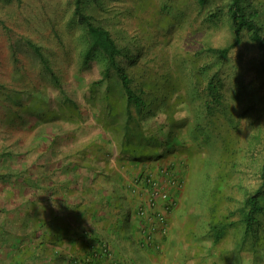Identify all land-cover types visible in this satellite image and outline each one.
<instances>
[{"label": "rangeland", "instance_id": "374dc122", "mask_svg": "<svg viewBox=\"0 0 264 264\" xmlns=\"http://www.w3.org/2000/svg\"><path fill=\"white\" fill-rule=\"evenodd\" d=\"M255 1L264 7V0ZM102 2L104 7L96 12L106 20L113 35L133 36L146 43L149 52L141 61L154 59L149 65L162 72L173 71L176 76L186 72L190 75L195 64L192 55L206 44L225 47L233 39L226 16L221 24L205 22L208 10L224 7L229 0H211L206 9L196 0ZM83 34L82 26L74 19L71 0H0V177L9 194L16 189L12 179L32 182L29 185L33 184L34 188L43 183L47 176L44 164L49 154L53 159L62 157L61 149L79 146V137L83 136V143L81 139L80 143L84 147L85 139L90 141L96 135L114 141L113 132L104 128L101 117L104 110L101 99L107 84L98 85L96 95L92 91L93 84L103 77L104 62L94 59L84 65ZM28 40L41 46L48 62L27 44ZM239 52L244 60H239ZM255 56L243 48L232 53L231 59L237 65L244 61L247 68L246 60ZM234 67L231 63L226 65L221 76L226 78L229 105L239 128L227 129L228 120L220 116V121L216 119L218 134L213 126L210 130V123L208 126L211 142L220 139L206 145L190 137L187 124L178 127L174 133L180 142L186 141V145L179 146L171 160L168 161L170 156H167L159 162L150 161L143 169L144 173L157 172L161 166L175 163L174 170L183 183L178 205L195 214L198 221H194L205 227L204 230H210L208 224L215 225L212 226L213 235L217 239L219 232L221 240L214 252L222 257L223 264L233 259L237 261L231 250L237 240V229H227L224 224L238 218L232 216L231 211L263 183L264 166L263 78L255 74L256 70L252 72L247 68L249 72L242 73L246 87L242 85L243 90L240 86L243 92L237 99L234 89L238 90V79L233 78ZM217 69L214 67L212 71ZM53 71L61 84L55 82ZM249 73L254 81L247 75ZM19 99L22 104L18 103ZM189 112L187 122L192 121L193 115L197 116ZM165 119L166 116L155 118V128L162 129ZM25 182H18L19 186L23 187ZM124 218L129 229L130 216ZM214 237L212 242H215ZM122 241L132 248V254L144 259V264H150L132 232ZM248 259L251 255L246 254L245 264H250ZM242 262L238 258V264Z\"/></svg>", "mask_w": 264, "mask_h": 264}, {"label": "trees", "instance_id": "16d2710c", "mask_svg": "<svg viewBox=\"0 0 264 264\" xmlns=\"http://www.w3.org/2000/svg\"><path fill=\"white\" fill-rule=\"evenodd\" d=\"M210 1L196 0L203 9H206ZM71 4L74 7V19H77L83 28L84 65H89L94 59L104 62L103 77L92 86V91L96 95L97 86L107 84L106 92L101 99L104 105V110L101 112L103 126L107 131L113 132L114 140L118 143L124 158L135 162L139 167L145 168L148 162H159L165 160L167 156H170L167 158L168 161L171 160V156L179 146L186 145V141L180 142L174 133L183 125L189 126L188 131L193 140L206 145L218 142L220 139L211 142L212 138L208 133L210 123V130L213 126L215 133L218 134L217 120L220 121V116L228 120L227 129L239 128L240 124L232 116L233 109L229 105L231 102L226 90V78L221 76L229 63L234 64L236 68L233 78L238 79L236 81L238 90L236 87L234 89V92H237L234 95L237 99L243 92L240 86L246 87V78L244 80L242 73L244 71L248 73L247 68L252 72L256 70L255 74L263 78L261 83L264 89V7L255 0H229L224 7L218 6L216 9L208 10L205 22L211 25L221 24L222 18L226 16L233 31V39L225 47L206 44L192 55L195 64L192 65L194 68L190 71V75L186 72L178 76L173 71L162 72L149 65L154 59L146 60L144 63L141 61L149 52L146 43L133 36L113 35L109 25L104 22L106 20L100 18L96 12L97 9L104 7L102 0H71ZM26 42L37 54L43 56L44 62H48L40 45L32 40ZM243 48L247 49L249 54H256L255 58L246 60L247 68L244 66V61H240V65H237L231 59L232 53ZM206 58L210 61L207 62ZM242 58L243 56L240 55L239 60ZM214 67L218 69L213 72ZM50 69L52 70L51 67ZM52 74L55 82L61 84L54 71ZM247 75L254 81L250 73ZM17 101L22 104L20 99ZM69 102L75 107L71 100ZM192 103L196 104L195 107ZM178 104H186L191 114L197 113V116L193 115L192 121L189 122H187L189 119L178 122L174 119ZM160 112L166 113L162 129L155 128L153 124L155 119H152L157 118V113ZM259 140L262 142L261 136ZM174 164L173 162L169 164V169L173 170ZM143 173L144 170L136 177ZM262 176L263 183L247 194L240 205L231 211L232 216L238 218L224 224L227 229H237V245L231 250L235 252L237 262L238 258H241L243 261L241 264H245L246 254L251 255L247 263L264 264V166ZM202 224L205 225L203 222ZM218 235L217 244L221 240L219 232ZM99 254L100 252L98 256ZM233 261L227 263L234 264ZM87 262L105 264L98 258Z\"/></svg>", "mask_w": 264, "mask_h": 264}, {"label": "crops", "instance_id": "0c3cea01", "mask_svg": "<svg viewBox=\"0 0 264 264\" xmlns=\"http://www.w3.org/2000/svg\"><path fill=\"white\" fill-rule=\"evenodd\" d=\"M80 139L79 146L61 149L58 159L49 154L44 164L47 176L38 187L12 179L16 189L9 194L0 177V264H88V257L101 254L106 244L118 261L144 264L122 241L131 232L150 264H223L214 252L217 242L211 225L204 230L195 214L178 205L180 190L167 213L166 232L159 231L145 245L132 216L137 198L131 190L144 167L124 158L115 140L96 135L86 138L84 147Z\"/></svg>", "mask_w": 264, "mask_h": 264}, {"label": "built area", "instance_id": "2783aa9c", "mask_svg": "<svg viewBox=\"0 0 264 264\" xmlns=\"http://www.w3.org/2000/svg\"><path fill=\"white\" fill-rule=\"evenodd\" d=\"M181 187H183L181 179L169 167H163L158 172H145L134 178L131 190L141 198H137L132 215L140 227L145 245L153 242L159 231L166 232L167 213L175 205L174 198L177 197V191L181 190ZM97 256L98 253H94L87 261L98 258L101 261L105 259L108 264H131L125 260L118 261L107 244Z\"/></svg>", "mask_w": 264, "mask_h": 264}, {"label": "clouds", "instance_id": "9594fccd", "mask_svg": "<svg viewBox=\"0 0 264 264\" xmlns=\"http://www.w3.org/2000/svg\"><path fill=\"white\" fill-rule=\"evenodd\" d=\"M165 115L166 113L164 112L157 113V116H165ZM189 117H190V112L188 111V106L186 104H178L177 111L174 114V119L184 120V119H188ZM152 119H155V118H152Z\"/></svg>", "mask_w": 264, "mask_h": 264}]
</instances>
